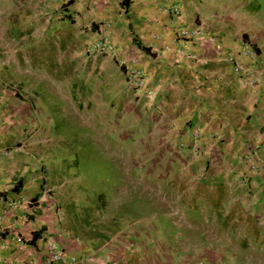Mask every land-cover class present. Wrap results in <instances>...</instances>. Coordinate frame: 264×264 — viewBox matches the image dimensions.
I'll list each match as a JSON object with an SVG mask.
<instances>
[{
    "label": "crops",
    "instance_id": "0c3cea01",
    "mask_svg": "<svg viewBox=\"0 0 264 264\" xmlns=\"http://www.w3.org/2000/svg\"><path fill=\"white\" fill-rule=\"evenodd\" d=\"M18 1L17 30L11 26L9 10L7 13L4 40L8 46L0 73V193L6 194L0 198V264H23L26 260L46 264L47 242L66 255L84 258V264H186L179 261V251L168 244L170 231L163 228L156 233L153 219L145 230L136 222L137 229H142L136 233L131 228L134 222L125 224L120 217L92 220L89 209L75 202L74 185H65L63 177H49L43 170L44 150L35 147L59 145V140L37 139L29 132L53 127L60 108L59 83L68 84L75 78V62H61L60 49L69 43L72 48L89 44L103 32L111 45L108 57L115 64L107 68L114 67L121 76L125 68L144 72L153 98L141 106L150 113L160 108L153 102L158 94L168 92L164 84L168 79L172 82L169 89L179 87L174 99L185 114L184 125L220 134L243 129L255 138V131L264 127V78L256 86L243 85L225 61V54H237L243 40L256 53L253 66L264 73V0H71L69 5V0ZM172 6L180 11L179 21L168 12ZM179 25L199 27L205 35L203 41L174 43ZM189 53L198 61L186 59ZM99 62L104 65L110 60L104 57ZM59 66L65 67L66 73L60 75ZM27 82L32 83L34 93L41 92L57 106L43 113L46 120L35 118V112L25 104L20 90ZM42 82L49 84L37 89ZM88 83L89 92H94L92 77ZM73 91L72 87L65 93ZM163 105L165 112L167 105ZM74 158L75 154L73 162ZM18 181V191L10 192ZM63 194L70 197L65 199ZM16 200L17 206L7 205ZM100 204L104 206L103 200Z\"/></svg>",
    "mask_w": 264,
    "mask_h": 264
},
{
    "label": "rangeland",
    "instance_id": "374dc122",
    "mask_svg": "<svg viewBox=\"0 0 264 264\" xmlns=\"http://www.w3.org/2000/svg\"><path fill=\"white\" fill-rule=\"evenodd\" d=\"M18 3L0 0V73L8 46L7 13L17 30ZM87 46L72 48L69 43L60 49L61 62H75V78L59 83L60 108L53 127L29 132L37 139L59 140V145L35 147L44 150L46 174L74 185L75 202L89 209L92 220L120 217L125 224L134 222L136 233L142 230L136 222L145 230L153 219L156 233L170 231L168 244L179 251L181 263L264 264V127L255 131V138L243 129L220 134L187 127L175 104L179 87L169 89L168 79V92L155 94L154 106L160 108L150 113L136 101L123 74L106 67L114 64L110 54L90 55ZM104 57L110 63L100 65ZM64 69L58 67L60 75ZM90 77L94 92H89ZM46 84L38 83L37 89ZM25 85L20 90L25 104L35 118L46 120L43 113L57 106L34 93L32 83ZM72 87V93H65Z\"/></svg>",
    "mask_w": 264,
    "mask_h": 264
},
{
    "label": "built area",
    "instance_id": "2783aa9c",
    "mask_svg": "<svg viewBox=\"0 0 264 264\" xmlns=\"http://www.w3.org/2000/svg\"><path fill=\"white\" fill-rule=\"evenodd\" d=\"M168 12L175 21L180 19V11L176 6L168 9ZM204 34L197 26L179 25L174 32V43H183L184 41H196L200 43L203 41ZM237 54L234 52H227L225 54V61L230 66L231 71L238 76L241 83L246 86H256L264 78L262 70L256 69L253 63L256 61V53L252 47L245 41L240 40ZM86 52L94 56H104L111 53V45L109 38L103 32L100 37L88 44ZM185 58L197 62L198 58L194 53L185 55ZM119 66L123 63L120 61ZM124 79L128 87L133 91V96L138 103H146L152 100L153 93L146 87V77L141 69L125 68ZM19 201H10L7 205L11 208L17 206ZM46 264H84L85 259L81 257L66 255L61 248L53 242H47L45 247ZM23 264H34L32 260H26ZM101 264H117L108 261Z\"/></svg>",
    "mask_w": 264,
    "mask_h": 264
},
{
    "label": "trees",
    "instance_id": "16d2710c",
    "mask_svg": "<svg viewBox=\"0 0 264 264\" xmlns=\"http://www.w3.org/2000/svg\"><path fill=\"white\" fill-rule=\"evenodd\" d=\"M71 3V0L66 2V5H69ZM140 49L142 50V52H144L145 54H150L149 50L147 48L144 47H140ZM19 189V181L15 184V186L10 190V192H17ZM6 196V194L4 193H0V198H4ZM34 237V236H33Z\"/></svg>",
    "mask_w": 264,
    "mask_h": 264
}]
</instances>
